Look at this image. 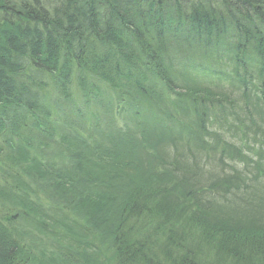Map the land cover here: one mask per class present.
I'll use <instances>...</instances> for the list:
<instances>
[{
  "label": "trees",
  "instance_id": "trees-1",
  "mask_svg": "<svg viewBox=\"0 0 264 264\" xmlns=\"http://www.w3.org/2000/svg\"><path fill=\"white\" fill-rule=\"evenodd\" d=\"M262 182L264 0H0V264H264Z\"/></svg>",
  "mask_w": 264,
  "mask_h": 264
},
{
  "label": "rangeland",
  "instance_id": "rangeland-1",
  "mask_svg": "<svg viewBox=\"0 0 264 264\" xmlns=\"http://www.w3.org/2000/svg\"><path fill=\"white\" fill-rule=\"evenodd\" d=\"M79 104H80V102H79ZM89 128H90V123L87 126L88 130H89ZM47 160L49 161V160H51V158H49ZM263 184L264 183L262 182L261 185H259L258 187L255 188V192L246 195L245 198H243V200L239 199L238 201H236L237 202V206L239 207V209H242L243 207L247 208V206L250 205L248 202L253 201V203L257 204V202H259L258 199H260L261 201L264 200V186H263Z\"/></svg>",
  "mask_w": 264,
  "mask_h": 264
}]
</instances>
